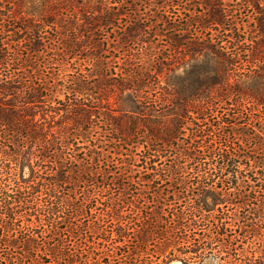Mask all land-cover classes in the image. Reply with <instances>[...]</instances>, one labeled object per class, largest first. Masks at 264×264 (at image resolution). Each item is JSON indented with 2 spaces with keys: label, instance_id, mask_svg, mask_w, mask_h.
Listing matches in <instances>:
<instances>
[{
  "label": "trees",
  "instance_id": "trees-1",
  "mask_svg": "<svg viewBox=\"0 0 264 264\" xmlns=\"http://www.w3.org/2000/svg\"><path fill=\"white\" fill-rule=\"evenodd\" d=\"M177 262L264 264V0H0V264Z\"/></svg>",
  "mask_w": 264,
  "mask_h": 264
},
{
  "label": "rangeland",
  "instance_id": "rangeland-1",
  "mask_svg": "<svg viewBox=\"0 0 264 264\" xmlns=\"http://www.w3.org/2000/svg\"><path fill=\"white\" fill-rule=\"evenodd\" d=\"M164 49V47L162 46ZM202 58L200 60L196 61H189L188 57H185V61L183 63H180L178 65H175L172 70H167L166 74H164L165 71L161 74V77H159V80L161 84L163 85V79L165 78L168 80L167 82L171 83L173 81L175 82H184L186 80V77H192L193 73L194 76H199V80L202 79V76H210L212 73V63L211 62H204ZM202 69V71H201ZM165 75V76H163ZM163 76V79H162ZM232 81V80H231ZM170 86H167L166 88H169ZM112 99L110 100V102ZM114 107H120V104H112Z\"/></svg>",
  "mask_w": 264,
  "mask_h": 264
},
{
  "label": "water",
  "instance_id": "water-1",
  "mask_svg": "<svg viewBox=\"0 0 264 264\" xmlns=\"http://www.w3.org/2000/svg\"><path fill=\"white\" fill-rule=\"evenodd\" d=\"M172 264H179V263L177 262V263H172Z\"/></svg>",
  "mask_w": 264,
  "mask_h": 264
}]
</instances>
